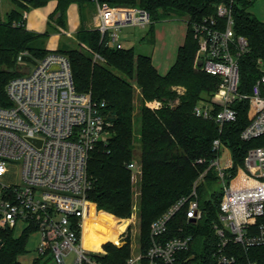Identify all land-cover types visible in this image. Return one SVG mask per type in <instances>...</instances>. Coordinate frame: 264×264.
I'll return each instance as SVG.
<instances>
[{
  "label": "trees",
  "instance_id": "trees-1",
  "mask_svg": "<svg viewBox=\"0 0 264 264\" xmlns=\"http://www.w3.org/2000/svg\"><path fill=\"white\" fill-rule=\"evenodd\" d=\"M51 1L57 6L50 19L62 26L71 5L76 4L83 17L87 6L98 2L146 10L151 16L149 27L152 32L154 23L162 16L177 14L189 18L175 63L165 75L160 74L152 57L137 54L134 48L117 49L109 45L108 35L102 39L97 29L81 28L77 34L78 48L61 52L71 62L77 92L90 93L99 105L104 102L103 115L110 123L111 136L90 154L88 175L92 187L87 194L91 203L88 208L90 212L96 211L101 226L116 224L117 218L129 219L133 209V184L127 166L137 162L141 166L138 185L144 231L142 251L146 252L152 244L151 225L179 200L191 195L195 182L208 169L206 163L217 156L216 140L231 153L233 166L229 173L232 176L244 166L250 149L264 146V137L250 142L241 138L254 117L247 100L234 103L237 119L226 123L222 129L215 120L194 114L196 106L216 93L220 79L195 66L199 45L193 24L216 15L221 4L233 8L236 34L245 37L249 43L248 50L239 59V92L249 94L264 68V22L249 13L248 0H29L28 3L41 8ZM15 2L19 8L7 13L6 22L0 23V103L4 106L9 105L7 84L22 75L19 56L27 53L40 61L53 53L37 43L47 38V33L35 34L27 30L20 10H27L28 6L18 0ZM15 23L20 25L14 26ZM136 89L141 94L138 112ZM154 101L161 102L162 107L152 110L147 106ZM219 110L220 107H214L215 113ZM199 160L206 162L199 164ZM218 186L216 171L208 170L204 181L196 188L201 218L189 220L185 207L176 213L162 237L163 240L192 237L189 249L179 255L181 264H216L213 253L218 238L214 225L219 223L223 198ZM94 226L89 223L86 230L99 247L106 236L95 232ZM29 237L30 232H25L15 238L13 231L0 228V264H22L19 259L27 253ZM105 248L107 254L100 260L106 264H124L130 257L129 245L116 248L107 244ZM229 254L237 257L235 264H264V246L245 251L241 246L231 244ZM29 264L42 263L35 260Z\"/></svg>",
  "mask_w": 264,
  "mask_h": 264
},
{
  "label": "built area",
  "instance_id": "built-area-1",
  "mask_svg": "<svg viewBox=\"0 0 264 264\" xmlns=\"http://www.w3.org/2000/svg\"><path fill=\"white\" fill-rule=\"evenodd\" d=\"M18 1L26 4L29 0ZM23 19L27 20V14ZM4 22L6 15L0 13V23ZM151 23L144 9L97 3L95 27L102 39L108 35V44L117 49L124 47L119 35L123 27L145 28ZM234 26L233 8L225 4L217 7L216 15L193 24L199 45L195 66L220 79L216 93L196 106L194 114L215 120L222 129L237 119L234 103L247 100L254 117L241 138L250 142L264 137V68L251 93L241 94L239 59L249 43L236 34ZM25 55L18 61L28 72L7 84L9 105L0 103V228L14 232L19 226L23 233L38 234L40 259L51 257L57 264H106L100 260L102 252L84 244L87 225H99L96 211L88 208L91 203L87 194L92 187L88 166L91 152L111 136L110 123L103 115L106 104L99 105L90 93L77 92L71 62L65 54L50 53L31 71L22 61ZM147 106L158 110L162 103L154 101ZM215 106L220 107L217 113ZM223 147L220 140L214 142L217 156L206 163L208 169L195 182L191 195L153 222L149 249L124 264H181L179 255L189 249L192 237H162L176 213L185 207L189 220L201 218L196 188L210 169L216 171L223 193L219 223L214 225L218 238L213 253L216 264L236 263L237 257L229 254L231 244L245 251L264 246V146L249 150L235 176L229 173L231 153L229 164L222 166ZM14 163L21 164L22 182L5 184L1 179ZM127 168L134 178L141 174V166L135 161Z\"/></svg>",
  "mask_w": 264,
  "mask_h": 264
},
{
  "label": "rangeland",
  "instance_id": "rangeland-1",
  "mask_svg": "<svg viewBox=\"0 0 264 264\" xmlns=\"http://www.w3.org/2000/svg\"><path fill=\"white\" fill-rule=\"evenodd\" d=\"M248 1H250V5L248 6L249 13L259 21L264 22V0ZM22 4L28 6L27 10H20L22 14H27V30L35 34H48L47 38H43L37 42L48 50V52L67 53L70 50L77 49L79 45L77 38L78 30L83 27L87 30H94L90 28L92 25L89 23L91 21V13L93 10L97 13L96 4L87 6L83 15V22L79 12L75 13L73 10H70V12L67 11L63 26L59 25L58 21L55 22L50 19V4L41 7L39 11L37 10L39 8H34L29 5V3ZM17 8L19 7L15 0H0V13L6 14ZM188 20V16H180L177 14L162 16L160 20L154 23L153 32L150 30V27L143 28L138 26H126L119 31L120 40L125 48H134L137 54L152 57L153 64L160 74L165 75L175 63L178 48L184 41ZM27 67L31 71L34 66L28 64ZM21 72L24 74L27 73L28 70H21ZM135 104L137 105L138 112V107L141 105V94L138 89H136L135 92ZM229 155V150L223 147L221 154L222 166L229 164ZM21 169L20 163L12 164L9 167L8 175L3 177L1 181L5 184L21 183ZM140 175L141 174H136L135 178L132 176L133 209L131 217L129 219L117 218L116 224H105L106 226L94 224L95 232L103 233L106 237L99 244V247H96L95 239L92 237L91 233L86 230L85 233L92 239V241L90 238H86L85 246L92 247V245L95 244V247L99 252H102V255L107 254L105 248V245L107 244H112L116 248H123L124 246L129 245L130 257L143 252L142 239L144 238V231L141 227L139 209L140 190L138 185ZM217 190L220 193L222 192L220 185ZM22 234V228L19 226L13 232L15 238L21 237ZM39 242L40 237L38 234L30 236L27 242V253L23 255L19 261L22 264H29L35 260H40L42 264H57L51 257L40 259L37 253ZM90 254L93 256L96 255L94 251H90Z\"/></svg>",
  "mask_w": 264,
  "mask_h": 264
},
{
  "label": "crops",
  "instance_id": "crops-1",
  "mask_svg": "<svg viewBox=\"0 0 264 264\" xmlns=\"http://www.w3.org/2000/svg\"><path fill=\"white\" fill-rule=\"evenodd\" d=\"M50 6H51V10H50V13H49V15H51L53 12H54V10L56 9V6H57V3L55 2V1H51L50 3ZM97 6V5H96ZM41 8H39V9H37L38 11L40 10ZM70 10H73V11H75V13H77V12H79V14H80V10H79V7L76 5V4H73V5H71L70 7H69V9H68V11L70 12ZM2 15H7V13L6 14H3V13H1ZM81 15V14H80ZM95 16H96V12H95V10H93V12L91 13V21H90V25H92L90 28L91 29H95L96 27H95ZM82 18V22H83V20H84V17H81ZM82 26H83V24H82ZM81 28V27H80ZM79 31V30H78ZM173 66V65H172ZM171 66V67H172ZM170 70V69H169ZM168 70V71H169ZM167 71V72H168ZM31 236V235H30Z\"/></svg>",
  "mask_w": 264,
  "mask_h": 264
},
{
  "label": "water",
  "instance_id": "water-1",
  "mask_svg": "<svg viewBox=\"0 0 264 264\" xmlns=\"http://www.w3.org/2000/svg\"><path fill=\"white\" fill-rule=\"evenodd\" d=\"M122 6H126V5H122ZM22 61L24 63H27V64H30L34 67H36L38 65V62L37 60H35L33 57L29 56V55H25L23 58H22ZM20 71L23 70V66H20ZM35 142V141H33ZM0 246H1V243H0Z\"/></svg>",
  "mask_w": 264,
  "mask_h": 264
},
{
  "label": "bare ground",
  "instance_id": "bare-ground-1",
  "mask_svg": "<svg viewBox=\"0 0 264 264\" xmlns=\"http://www.w3.org/2000/svg\"><path fill=\"white\" fill-rule=\"evenodd\" d=\"M86 238H90V237L85 233V235H84V244H85V239H86ZM90 239H91V238H90ZM91 241H92V239H91ZM92 243H93V242H92ZM93 247H95V244L92 245V248H93ZM95 248H96V247H95Z\"/></svg>",
  "mask_w": 264,
  "mask_h": 264
}]
</instances>
